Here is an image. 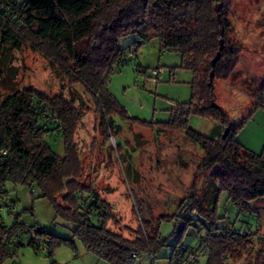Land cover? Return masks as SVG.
Masks as SVG:
<instances>
[{
  "label": "trees",
  "instance_id": "1",
  "mask_svg": "<svg viewBox=\"0 0 264 264\" xmlns=\"http://www.w3.org/2000/svg\"><path fill=\"white\" fill-rule=\"evenodd\" d=\"M218 3L223 2L0 0V88L4 90L0 92V264L15 257L25 245L42 252L32 236L39 224L26 225L10 197L9 187L19 185L34 187L35 197L48 199L57 218L74 225L72 237L52 234L39 225L36 234L49 239L47 256H52L60 245H69L76 252L78 239L87 251L110 264H134L144 255L155 262L154 255L166 242L160 223L176 218L184 222L182 231L189 226L204 229L197 248L206 246V264H264V244L258 239L260 216L251 207V202L264 199V150L254 153L238 142L236 134L244 121H233L213 94V80L231 78L241 53V48L227 41L228 5H222L220 24L214 8ZM128 37H132V42L126 47L121 45V40ZM154 37L159 40L161 51L181 53L184 66L196 78L193 99L174 105L177 108L171 121L161 124L159 130L184 132L187 139L199 144L204 155L198 168L216 169L215 181L212 189L204 192V205L195 190L183 202V214L163 216L158 223L145 219L138 228H127L132 235L127 237L110 227V223L120 225L113 205L102 197L92 180L86 181L75 135L84 109L91 105L106 142L120 127L115 116L154 127L132 118L107 86L118 66L136 57L139 47ZM25 49L40 54L71 85L80 84L90 104L77 93L50 95L33 86L19 87L20 70L14 61L15 55ZM260 102L256 105L260 106ZM193 114L215 122L210 136L190 129L188 119ZM225 129L228 133L223 137ZM50 134L62 140V155L47 140ZM223 192L243 215L255 213V229H235L234 223L219 216L218 203ZM190 209H196L197 215L189 217Z\"/></svg>",
  "mask_w": 264,
  "mask_h": 264
},
{
  "label": "rangeland",
  "instance_id": "2",
  "mask_svg": "<svg viewBox=\"0 0 264 264\" xmlns=\"http://www.w3.org/2000/svg\"><path fill=\"white\" fill-rule=\"evenodd\" d=\"M219 1L228 5L227 41L241 48V53L236 73L231 78L213 80V94L217 104L229 113L233 121L239 124L244 121L236 134L238 142L246 150L259 153L264 150V0ZM131 42L132 37H128L121 40V45L126 47ZM159 46L155 37L140 46L137 56L119 65L110 75L107 85L113 98L132 118L154 127H143L115 116V123L120 127L113 129L115 141L106 142L101 135L98 115L91 105L84 109L75 135L84 162L86 181L92 180V185H96L102 197L113 205L120 225L110 223V227L127 237H132L127 228L136 229L145 219L158 223V218L163 216L183 214L182 204L195 190L201 195V205H204L207 200L204 192L212 189L210 186L215 181L216 169L198 168L204 155L199 144L187 139L184 132L159 130L161 124L171 121L177 108L174 105L193 99L196 81L193 71L184 66L181 53L161 51ZM15 56L14 65L20 70L17 76L19 87L33 86L50 95L77 93L84 95L90 104L83 87L80 84L71 85L40 54L25 49ZM152 70L160 71L155 84L151 81L154 77ZM261 88L263 91L258 92ZM0 92L4 90L0 88ZM257 102L261 105L257 106ZM188 126L210 136L215 122L193 114L188 119ZM46 137L53 149L62 155V140L55 134ZM9 188L12 190L10 197L16 202V212L22 214L24 222L37 223L52 234L72 237L74 225L57 218L48 199L33 196V188L29 186ZM251 203L260 216L258 229L261 237L258 239L264 244V199ZM218 204L219 216L234 223L235 229L247 226L255 229V213L243 215L230 204L226 192L221 194ZM183 228L184 222L176 218L164 222L160 231L166 242L159 254L154 255L155 262H151V256L144 255L134 264H168L174 247L178 245L196 249L204 229L202 226H190L182 231ZM75 242L80 252L78 257L69 245L55 247L52 256L25 245L19 248L15 257L8 258L3 264L67 263L69 255L74 258L73 261L77 259L83 264H110L86 251L78 239ZM84 252H88V256ZM206 260L204 255L198 264H206Z\"/></svg>",
  "mask_w": 264,
  "mask_h": 264
},
{
  "label": "built area",
  "instance_id": "3",
  "mask_svg": "<svg viewBox=\"0 0 264 264\" xmlns=\"http://www.w3.org/2000/svg\"><path fill=\"white\" fill-rule=\"evenodd\" d=\"M152 73L154 74V77H152V82L153 84L157 83V76L160 75V71L159 70H152ZM115 141V138L114 137H111L110 138V142H114ZM31 194L34 196V195H37V190L33 187L32 191H31ZM187 215L190 217V216H194V215H197V210L196 209H190L188 212H187ZM164 223V221H161V225ZM26 225L28 226H32L34 224L32 223H26ZM40 229V226L38 225L36 227V230L33 231L32 233V236L33 238L35 239V243H37L42 252H47L48 251V248H47V242L49 241V239L47 237H41V236H38V234H36L37 230ZM207 248L205 245H203L202 247H199V248H196L195 249H186L184 247H177L174 254H173V258L169 261L168 264H197L199 262V260L204 256L206 255L207 253ZM135 256V254H133V257ZM58 264H68L66 262H60Z\"/></svg>",
  "mask_w": 264,
  "mask_h": 264
},
{
  "label": "water",
  "instance_id": "4",
  "mask_svg": "<svg viewBox=\"0 0 264 264\" xmlns=\"http://www.w3.org/2000/svg\"><path fill=\"white\" fill-rule=\"evenodd\" d=\"M222 5H223V3H218L214 7L215 10H216V13H217V18H218L217 20H219L220 24H222V20H220L221 19L220 9H221ZM221 30L223 31V28H221ZM222 47H223V39L220 40V50H222ZM213 75H214V72L212 71L210 73V81H209L210 84H212ZM215 105L217 106V104H215ZM225 130L226 131H225V134L223 135V137H225L227 135V133H228V130L227 129H225Z\"/></svg>",
  "mask_w": 264,
  "mask_h": 264
},
{
  "label": "crops",
  "instance_id": "5",
  "mask_svg": "<svg viewBox=\"0 0 264 264\" xmlns=\"http://www.w3.org/2000/svg\"><path fill=\"white\" fill-rule=\"evenodd\" d=\"M236 73V72H235ZM180 221H183V220H181V219H179ZM190 227V226H189ZM188 229V228H187ZM77 245V244H76ZM77 247V246H76ZM84 251V250H83ZM87 251V250H86ZM89 252V251H88ZM88 252H84L85 253V256H88ZM76 253V254H75ZM74 253V255H75V257H78L79 256V249H78V247H77V251ZM74 257V256H73ZM66 259H70V260H68L67 261V263L68 264H83L81 261H79V260H74L73 261V259H72V257L69 255ZM63 260H64V258H63ZM56 262V261H55Z\"/></svg>",
  "mask_w": 264,
  "mask_h": 264
}]
</instances>
